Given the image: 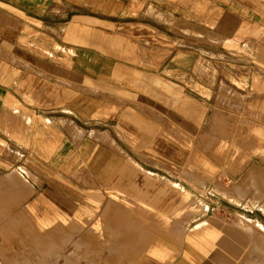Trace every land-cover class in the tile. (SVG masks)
Returning <instances> with one entry per match:
<instances>
[{
	"label": "rangeland",
	"instance_id": "374dc122",
	"mask_svg": "<svg viewBox=\"0 0 264 264\" xmlns=\"http://www.w3.org/2000/svg\"><path fill=\"white\" fill-rule=\"evenodd\" d=\"M72 2L83 4L92 12L112 13L106 17L111 20L112 46L105 51H112L120 66L127 70L147 73L159 72L165 67V72L171 75L178 66L192 65V70L211 77L219 71L227 72L241 90L243 75L253 66L250 53L244 54L242 50L246 60L235 52L223 51L222 58L218 51L212 53L217 56L211 58L210 53L188 48V44L205 39L199 28H204L205 21L211 18L200 17L201 22L192 19L197 7L195 0H70ZM163 3L166 5L162 6ZM176 6L191 16L173 17L168 9ZM57 8L54 4V9ZM219 11L215 10L214 15ZM180 20L182 23L173 27V23ZM157 21H163L164 25H158ZM173 38L182 45L175 48L151 46L157 41L171 44ZM247 44L249 41L244 46ZM162 59L165 64L159 67L157 62ZM222 84L229 94L224 96L240 101V112H232L237 110V103L233 102L228 104L231 113L226 115L212 110L206 127L179 129V142L168 144L170 142L164 140L166 154L161 160L118 158L116 172L120 175L116 180L110 182L106 169L102 168L101 173L90 162L87 167L77 156L74 160L69 158L66 169L60 166V173L55 175H41L20 166L24 174L25 168L34 173L33 177H28V182L40 186L35 187L23 203L16 192L0 190V264H110L106 261L108 252L109 257L117 259L115 264H150V261L171 264L179 253L191 257L199 253L193 251L190 244L196 243L197 248H204L210 254L208 243L223 240L232 241L236 254L222 252L221 264H264V232L257 224L264 226V210L258 204L261 192L264 197V184L252 172L253 167L264 171V121L250 107L251 96L239 93L231 83ZM233 88L236 92H231ZM75 92V87L70 86L67 95L70 106L71 103L93 105L90 98L75 95ZM57 98L54 95L53 101ZM136 98L138 111L125 115L123 107L131 106V101L124 104V99L116 100L117 122L124 121L123 129L134 134V143L140 142V135L138 129L129 124L146 116L140 111L143 99L134 96ZM242 100L245 104L241 109ZM109 104L106 96L97 99L102 116H109ZM201 117L202 112L195 118L197 126ZM70 118H73L72 113ZM73 124L70 120L69 130H74L75 138H81ZM119 125L116 127L122 135ZM129 134L125 139L134 146ZM101 140L108 143L106 138ZM2 152L0 145V154ZM6 153L8 151L3 154ZM196 176L201 179H195ZM126 182L132 187L158 188V192L148 193L150 198L156 197L154 206H141L123 192L111 191L112 187H125ZM61 215L65 217L60 218ZM56 227L60 231H56ZM188 232H195L198 239H189V235L183 239ZM123 235L128 239L121 243ZM258 242H262L260 246ZM197 258L202 257L197 255Z\"/></svg>",
	"mask_w": 264,
	"mask_h": 264
},
{
	"label": "crops",
	"instance_id": "0c3cea01",
	"mask_svg": "<svg viewBox=\"0 0 264 264\" xmlns=\"http://www.w3.org/2000/svg\"><path fill=\"white\" fill-rule=\"evenodd\" d=\"M195 1L197 7L192 19L201 22L200 17L211 18L205 21L204 28H199L205 39L188 44V48L210 53L211 58L217 56L213 54L218 51L222 58L223 51L235 52L241 58L250 53L253 66L243 75V89L235 85L227 72L219 71L211 77L192 70V65L178 66L171 75L165 72V67L159 72L147 73L121 67L113 52L105 51L112 46L111 20L106 18L112 14L110 12H92L70 0H0V145L3 148L0 190L16 192L23 203L35 187L40 186L28 182V177L34 176L29 169L41 175H55L60 173V166L66 169L67 160H74L76 156L85 166L90 162L99 172L106 169L110 182L120 175L116 172L118 158L161 160L166 154L164 140L167 139L168 144L179 142V129L206 127L212 110L226 115L231 113L228 104L233 102L237 103V110L232 112H240V101L224 96L228 89L222 82L231 83L239 93L251 96L250 107L264 121V0ZM229 1L234 3L229 4ZM175 8L168 9L173 17L191 16L181 7ZM215 10L220 11L214 15ZM159 22L158 25H164L163 21ZM177 23L182 21L174 22L173 27ZM246 41H249L247 47L244 46ZM165 42L157 41L151 46L175 48L182 45L175 38L171 44ZM159 61L157 65L162 67L165 59ZM70 86L75 87V95L90 98L93 105L71 103L70 106L67 98ZM223 87L226 89L221 90ZM54 95L58 97L56 102ZM100 96L110 99L109 116H102L100 106L96 105ZM134 96L143 99L140 111L146 115L129 124L138 129L140 135V142L135 143L134 134L123 129L124 121L117 122L116 118L118 97L125 100L124 104L131 101V106L123 107L124 115L138 111L135 104L139 101ZM244 104L242 100L241 109ZM201 112L202 119L197 126L195 118ZM70 120L80 131L81 138H75L74 130H69ZM117 124L122 135L118 133ZM126 134L134 146L127 142ZM101 138H106L108 143ZM196 140V137L192 140L194 145ZM5 151L8 153L3 154ZM20 166L29 168H25L27 176ZM194 178L200 180L201 176ZM112 190L123 192L136 204L146 207L154 206L156 201V197L150 198L148 193L159 191L155 187H132L127 182L125 187H112ZM27 207L30 208L29 204ZM187 235L189 239H198L195 232L186 233L183 239ZM231 243L230 240L208 243L210 254L204 248H197L198 244H190L193 251L199 253L192 257L179 253L171 264H221L222 252L236 254ZM197 255L204 259H198ZM155 263L150 261V264Z\"/></svg>",
	"mask_w": 264,
	"mask_h": 264
},
{
	"label": "bare ground",
	"instance_id": "6f19581e",
	"mask_svg": "<svg viewBox=\"0 0 264 264\" xmlns=\"http://www.w3.org/2000/svg\"><path fill=\"white\" fill-rule=\"evenodd\" d=\"M231 169V168H230ZM252 172L254 173V176L255 177H258L259 179L261 178V182H262V184H264V171H262L261 169L259 170L258 168H256V167H253L252 168ZM262 193L263 192H261V196H259L260 197V200H258L259 202H258V204H260V207L264 210V197H262ZM257 224H258V226L260 227V229L264 232V226L262 225V223H260V222H257ZM57 228V227H56ZM55 228V230L57 231H60L58 228L56 229ZM243 235V234H242ZM126 237H127V235H126ZM124 239H125V236L123 235V238L122 239H120V240H122L121 241V243L124 241ZM127 239H128V237H127ZM126 239V240H127ZM242 240V239H241ZM263 240H264V238H263ZM262 242H258V245L259 244H261ZM111 245L112 244H110V246L109 245H107L108 247H111ZM260 246V245H259ZM255 247H257V245L255 246ZM258 248V247H257ZM111 249V248H110ZM109 254H110V252H108V259L106 260L108 263H110V264H115L116 263V261H117V259H114L113 257H109ZM115 257H117V256H115ZM113 258V259H112Z\"/></svg>",
	"mask_w": 264,
	"mask_h": 264
}]
</instances>
